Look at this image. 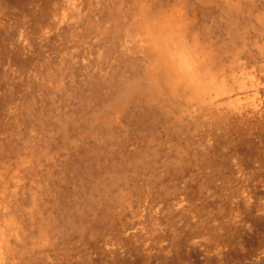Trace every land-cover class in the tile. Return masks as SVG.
<instances>
[{
    "label": "rangeland",
    "instance_id": "1",
    "mask_svg": "<svg viewBox=\"0 0 264 264\" xmlns=\"http://www.w3.org/2000/svg\"><path fill=\"white\" fill-rule=\"evenodd\" d=\"M135 1L0 0L2 264H264V114L167 128L128 100ZM237 1L184 6L262 100L264 0Z\"/></svg>",
    "mask_w": 264,
    "mask_h": 264
},
{
    "label": "bare ground",
    "instance_id": "2",
    "mask_svg": "<svg viewBox=\"0 0 264 264\" xmlns=\"http://www.w3.org/2000/svg\"><path fill=\"white\" fill-rule=\"evenodd\" d=\"M148 1L136 0L134 2L126 14L127 26H121L120 32L115 38V47L118 48L116 55L126 57L131 64L130 71L133 75L130 76L136 75L135 80L126 84L125 96H127V99L136 100L137 103L143 104L147 110L155 109L160 114H165L164 120L169 125L167 128L174 127L175 123L183 126V123L187 122L189 124L193 122L196 125L203 124L208 130L229 126L231 123L234 124V127L239 128L246 124H256L257 118L260 119V116L264 114V99L259 98L257 91L255 93H251L253 92L251 91L250 94L246 92L247 90H245V93L244 90H241L250 82V85L254 84L255 81L252 78L255 76L254 73L252 75L249 72V74L245 69L249 78L252 75L251 78L245 80H242L241 77L238 78L232 71L231 65L225 63V60L223 61L222 51L220 50L222 46L219 47L215 42L208 40V33L201 32L197 25L196 11L190 8L189 12L185 6L186 23L182 39L197 51L202 70V80L197 88L173 83V75L166 70H162L160 66L155 45L146 40L143 24L146 17L156 15L161 9L168 6L169 1L159 0L157 2L155 0L152 4L151 1ZM225 1L228 2H225L226 5L223 4L222 7L227 11L230 12L239 8V1ZM249 5L252 10L251 2ZM126 6L128 7V5ZM253 20L255 21V19ZM261 22L264 23V21ZM258 53L260 52L258 51ZM255 77L257 78V76ZM118 81L122 84L124 79L120 77ZM253 87L250 86V89ZM246 89L249 90V88ZM240 90L241 94H239ZM177 128L181 130V128ZM21 179L22 176H19L17 179L18 185ZM9 243L10 236L5 233L3 226L0 224V264L7 260L6 255L10 250ZM9 264L13 263L9 261Z\"/></svg>",
    "mask_w": 264,
    "mask_h": 264
},
{
    "label": "clouds",
    "instance_id": "3",
    "mask_svg": "<svg viewBox=\"0 0 264 264\" xmlns=\"http://www.w3.org/2000/svg\"><path fill=\"white\" fill-rule=\"evenodd\" d=\"M185 17L184 0H171L156 15L144 19V34L155 45L162 70L173 75V83L197 88L202 70L197 51L182 39Z\"/></svg>",
    "mask_w": 264,
    "mask_h": 264
}]
</instances>
